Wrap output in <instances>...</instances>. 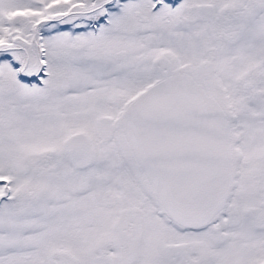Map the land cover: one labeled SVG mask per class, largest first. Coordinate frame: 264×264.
I'll use <instances>...</instances> for the list:
<instances>
[{"label":"snow or ice","instance_id":"1","mask_svg":"<svg viewBox=\"0 0 264 264\" xmlns=\"http://www.w3.org/2000/svg\"><path fill=\"white\" fill-rule=\"evenodd\" d=\"M0 264H264V0H0Z\"/></svg>","mask_w":264,"mask_h":264}]
</instances>
